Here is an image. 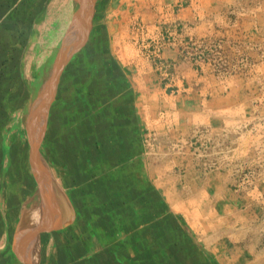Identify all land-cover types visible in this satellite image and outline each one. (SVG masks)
<instances>
[{
    "label": "crops",
    "instance_id": "crops-1",
    "mask_svg": "<svg viewBox=\"0 0 264 264\" xmlns=\"http://www.w3.org/2000/svg\"><path fill=\"white\" fill-rule=\"evenodd\" d=\"M233 2L0 0V264H264V239L229 184L145 144L182 135L175 120L202 93L167 89L141 40L173 22L199 36L225 29ZM86 5L105 32L97 52L77 48L66 63L35 159L33 112L81 39ZM94 55L102 61L83 65ZM181 71L188 87L204 86L190 64Z\"/></svg>",
    "mask_w": 264,
    "mask_h": 264
},
{
    "label": "rangeland",
    "instance_id": "rangeland-1",
    "mask_svg": "<svg viewBox=\"0 0 264 264\" xmlns=\"http://www.w3.org/2000/svg\"><path fill=\"white\" fill-rule=\"evenodd\" d=\"M227 15L231 19V25L225 29L218 27L217 33L219 35L228 33L236 44V49L231 54V66L234 73L228 75L226 82L229 85L228 92H220L217 86L214 87L215 84H219V81L205 76L204 86L195 89L202 95L191 94L190 99L195 97L193 101L187 98L188 117L175 120V124L183 126L185 132H180L188 138L195 128L203 126L211 128V135L207 137L217 145L215 151H218V154H213L212 157L220 162V169L203 172L195 165L192 154L190 155L189 152L180 154L172 148L173 139L170 137L161 139L157 135L154 136V142L160 150H169L175 157L189 158L196 167L193 171L206 182L216 177L225 180L234 192V198L238 199L239 208L253 214L249 218L253 223L252 228L257 231L256 235L259 232V236L264 239V0H235L232 7L227 10ZM78 29L81 30L79 27ZM104 29V27L101 29L99 24L94 26L91 24L88 39L82 44V37L79 41L82 45L78 49L83 50L84 53L86 50L97 52L99 43L96 42L95 36L100 31L104 34ZM226 29L229 30L226 31ZM98 57V55L91 58L84 57L83 65L88 59L93 60L95 64L97 60L101 62L102 60ZM178 99L182 98L173 100L178 101ZM183 120L186 121L187 126L183 124ZM165 144L168 148L161 147ZM159 156L162 157L164 154L160 153ZM165 171L166 168L160 172ZM193 171L189 175L198 177V174ZM189 193L194 195L195 188L190 187Z\"/></svg>",
    "mask_w": 264,
    "mask_h": 264
},
{
    "label": "built area",
    "instance_id": "built-area-1",
    "mask_svg": "<svg viewBox=\"0 0 264 264\" xmlns=\"http://www.w3.org/2000/svg\"><path fill=\"white\" fill-rule=\"evenodd\" d=\"M189 27L188 24L180 25L178 22L167 24L164 28H160L156 38L142 39L141 47L146 56L154 62L167 89H179L178 82H181L182 93L195 91L197 87L193 88L190 85L188 87L185 84L187 78L181 71V66L188 63L203 77L210 76L219 81V84H215L214 87L217 86L220 92L227 93L229 89V85L226 84L227 78L234 73L231 66V54L235 51L236 44L233 38L228 33L219 35L216 28L199 36L191 33ZM138 29L140 33H147V27L144 24H139ZM169 49L177 52V59L165 56V52ZM210 129L208 126L195 128L189 138L182 134L174 136L172 141V148L177 150V153L192 154L195 165L206 173L219 170L221 165L216 158L212 157L213 154H218V151H215L216 143L207 137L211 135ZM154 140V136L146 137L147 150L155 145Z\"/></svg>",
    "mask_w": 264,
    "mask_h": 264
},
{
    "label": "water",
    "instance_id": "water-1",
    "mask_svg": "<svg viewBox=\"0 0 264 264\" xmlns=\"http://www.w3.org/2000/svg\"><path fill=\"white\" fill-rule=\"evenodd\" d=\"M92 11L93 10L91 6L86 5L85 8L82 9L80 14L79 28H81V30L80 33L77 34L79 36L82 35L81 37H79L81 39L83 37L82 44L89 37V32L91 29ZM72 29H74V27ZM82 44L81 42H79L78 44L73 46L71 50L63 52L62 57L59 58L58 63L54 68V72L52 73V76L48 81L49 84H47L46 88L42 91L41 96L39 97V100L36 104V107L33 112V126L31 128V142L32 148H34V158L39 151L40 143L47 127L50 108L56 96L58 82L64 69V65L71 58V55H73L77 48L80 47ZM49 93H51L50 98ZM37 177H40L38 173Z\"/></svg>",
    "mask_w": 264,
    "mask_h": 264
},
{
    "label": "bare ground",
    "instance_id": "bare-ground-1",
    "mask_svg": "<svg viewBox=\"0 0 264 264\" xmlns=\"http://www.w3.org/2000/svg\"><path fill=\"white\" fill-rule=\"evenodd\" d=\"M77 33H78V34L80 33V29L77 30ZM75 34H76V32H75ZM50 95H51V93L49 94V98H50ZM35 159H36V158H35Z\"/></svg>",
    "mask_w": 264,
    "mask_h": 264
}]
</instances>
